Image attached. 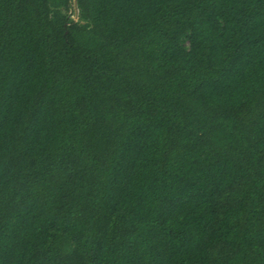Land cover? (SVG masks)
<instances>
[{
    "label": "trees",
    "instance_id": "obj_1",
    "mask_svg": "<svg viewBox=\"0 0 264 264\" xmlns=\"http://www.w3.org/2000/svg\"><path fill=\"white\" fill-rule=\"evenodd\" d=\"M0 264H264V0H0Z\"/></svg>",
    "mask_w": 264,
    "mask_h": 264
},
{
    "label": "rangeland",
    "instance_id": "obj_2",
    "mask_svg": "<svg viewBox=\"0 0 264 264\" xmlns=\"http://www.w3.org/2000/svg\"><path fill=\"white\" fill-rule=\"evenodd\" d=\"M74 17L77 19V15L76 14H74Z\"/></svg>",
    "mask_w": 264,
    "mask_h": 264
}]
</instances>
